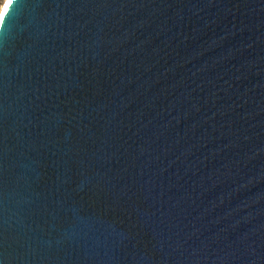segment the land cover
I'll list each match as a JSON object with an SVG mask.
<instances>
[{
  "label": "water",
  "instance_id": "obj_1",
  "mask_svg": "<svg viewBox=\"0 0 264 264\" xmlns=\"http://www.w3.org/2000/svg\"><path fill=\"white\" fill-rule=\"evenodd\" d=\"M3 6L0 264H264V0Z\"/></svg>",
  "mask_w": 264,
  "mask_h": 264
},
{
  "label": "snow or ice",
  "instance_id": "obj_2",
  "mask_svg": "<svg viewBox=\"0 0 264 264\" xmlns=\"http://www.w3.org/2000/svg\"><path fill=\"white\" fill-rule=\"evenodd\" d=\"M15 3V0H6V2L4 3V13L6 15V17L8 16V14L11 12V6Z\"/></svg>",
  "mask_w": 264,
  "mask_h": 264
},
{
  "label": "rangeland",
  "instance_id": "obj_3",
  "mask_svg": "<svg viewBox=\"0 0 264 264\" xmlns=\"http://www.w3.org/2000/svg\"><path fill=\"white\" fill-rule=\"evenodd\" d=\"M4 2H5V0H0V10H1V8H2Z\"/></svg>",
  "mask_w": 264,
  "mask_h": 264
}]
</instances>
